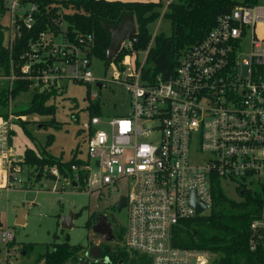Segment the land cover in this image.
Listing matches in <instances>:
<instances>
[{
  "label": "built area",
  "instance_id": "1",
  "mask_svg": "<svg viewBox=\"0 0 264 264\" xmlns=\"http://www.w3.org/2000/svg\"><path fill=\"white\" fill-rule=\"evenodd\" d=\"M35 9L33 4L21 7L18 0L8 4L6 47L11 49L21 26L31 28ZM65 28L29 41L17 65L21 75L12 69L0 76L9 90L16 79L31 81L39 92L68 79L102 87L91 71V36L71 43ZM122 46L131 49L130 40ZM148 48L142 63L133 51L118 64L109 63L115 81L122 79L130 93L129 112L110 119L87 114L79 125L87 154L81 164H71L73 180L66 179L89 193L117 191L120 183L128 188L122 197L128 214L124 246L150 264H210L211 253L174 247L172 234L183 220L210 210L211 187L218 182L234 188L264 186V0L238 4L219 16L168 79L142 77ZM6 98L7 117L0 116V188L10 190L21 182V168L12 159L14 115L11 95ZM73 121L79 122L78 116ZM50 175L62 176L56 167ZM192 196L204 205L198 214ZM249 228L264 247V212ZM9 235L4 233V239Z\"/></svg>",
  "mask_w": 264,
  "mask_h": 264
},
{
  "label": "trees",
  "instance_id": "2",
  "mask_svg": "<svg viewBox=\"0 0 264 264\" xmlns=\"http://www.w3.org/2000/svg\"><path fill=\"white\" fill-rule=\"evenodd\" d=\"M21 7L33 4L35 11L30 29L21 26L19 34L15 36L14 44L9 49L5 46L7 27L0 26V76H9L12 69L16 75H21L17 65L23 63L21 55L28 50L30 40H36L39 33L52 32L58 35L63 32L60 23L64 22L65 37L71 43L77 44L80 37L91 36L88 57H96L105 62V50L110 44V37L104 31L102 23L109 25L119 23L125 14L134 16L136 34L130 39L131 49L124 46L115 55L112 62L118 64L131 51L148 53L142 69V77L151 81L160 75L168 79L174 74L181 56L195 43L201 41L215 25L217 18L227 14L238 4L252 6L259 0H175L167 5L163 17L170 21L171 33L166 36L158 33L152 37L148 25L160 17L162 2H124L107 0H18ZM8 11L6 0H0V17ZM151 46L150 45V42ZM29 80L16 79L11 88H2L0 105L7 107L8 94L12 100L21 94H30L26 105H17L12 109L13 115L39 112L51 115L48 123L54 126L58 122L54 119L56 106L51 102L58 93L50 86L39 92L38 88H31ZM89 115H98L99 107L93 103L87 105ZM7 117V111L0 112V116ZM77 116V114H76ZM71 117H74L72 114ZM20 122V121H19ZM20 124H22L20 122ZM13 129L10 131V138ZM32 138V137H31ZM53 141L52 135L47 137L40 153L27 148L24 151L21 164L38 169L39 174L47 166H56L64 178L73 180L70 170L71 164H81L79 159L70 158L63 161L46 151ZM81 174V173H80ZM82 176V175H80ZM73 183V182H72ZM212 188V205L210 210L201 216L183 220L177 225L172 234V245L182 249L207 251L214 255L210 264H264V250L261 240L251 232L249 225L264 212V186L257 183L253 187L240 185L235 188L237 198H230L225 194L224 187L217 183ZM114 239L117 243L125 241L126 227L113 228ZM255 240V247L251 244ZM25 248L33 249L34 244ZM83 252V246L71 245L68 237L62 243H52L51 249L37 258L42 264H78V255ZM103 257H107L110 264H121L130 259L132 264H150L144 255L127 250L124 246L101 249Z\"/></svg>",
  "mask_w": 264,
  "mask_h": 264
},
{
  "label": "rangeland",
  "instance_id": "3",
  "mask_svg": "<svg viewBox=\"0 0 264 264\" xmlns=\"http://www.w3.org/2000/svg\"><path fill=\"white\" fill-rule=\"evenodd\" d=\"M11 1L14 0H6L7 5ZM159 1L162 2V8L158 9L160 17L148 25L152 37L158 33L166 36L171 33L170 21L163 17V13L167 10L168 3L175 0H158L157 2ZM234 1L241 3L243 0ZM10 20L9 12L6 11L0 17V26L9 27ZM60 28L64 29L65 24L62 23ZM6 33L7 42L10 36L9 32ZM151 43L152 41L150 46ZM145 53L146 51L136 53L138 63L143 62ZM91 71L94 78L102 79L103 85L100 89L94 83H77L69 79L63 80L56 88L60 94L51 102L56 106L53 117L58 122L57 126L48 123L52 118L51 115L39 112L13 117L10 147L13 163L21 168L17 176L21 182H17L10 190L0 188V264H42V261H37V258L47 249H51L52 243H62L65 237H68L71 245L83 246V252L78 255L79 259H82L85 252L89 253L94 246H98L100 251L104 246L110 248L124 246L123 243H117L115 240L106 242L103 235L95 234L91 230L97 215H110L116 201L127 196L128 188L124 184H118L117 191L103 190L101 193H89L81 187L73 186L62 176L59 178L51 176L50 170L56 166H45L39 174L35 167L30 168L20 163L25 149L30 148L40 153L50 135L53 141L45 149L51 155L61 156L63 161L70 158L74 160L85 158L87 144L82 132L79 131V125L86 119L88 114L86 107L92 102L98 105V115L102 119L127 115L131 97L123 80L116 82L110 66H106L96 57H91ZM7 81L5 78L0 79V92L3 87L9 86ZM92 94L95 96L90 101ZM29 98V93L21 94V97L11 101V109L17 108V105H26ZM6 105L8 106V103ZM7 110L6 106L0 105V112L4 113ZM72 114L75 117L78 116L79 122L73 121ZM224 191L228 197L237 198L234 187L226 185ZM18 209L26 211L23 215L25 220L23 225L15 224ZM70 212L74 214L73 226L66 229L61 226L62 218ZM116 222L118 227L127 228L128 214L123 212L116 214ZM4 233L10 234L9 238L4 239ZM31 243L34 244L33 249L25 248ZM214 257L213 255L211 260ZM100 258H103L102 254ZM121 264L132 263L128 259Z\"/></svg>",
  "mask_w": 264,
  "mask_h": 264
},
{
  "label": "water",
  "instance_id": "4",
  "mask_svg": "<svg viewBox=\"0 0 264 264\" xmlns=\"http://www.w3.org/2000/svg\"><path fill=\"white\" fill-rule=\"evenodd\" d=\"M102 27L110 37V44L108 48L105 50V62L107 65H109V63L112 62L115 55L120 51L123 42L130 40L136 34V24L133 15L125 14L119 23L112 25L102 23ZM98 88L99 89L101 88L99 84H98ZM72 185L76 186L74 182L72 183ZM123 203H124V198L122 197L116 202L115 206L118 211L121 210ZM192 203L196 208V214L204 210V205L198 203L194 198V196H192ZM25 213L26 211L23 209L17 210L16 219H15L16 225H23L25 223L23 216L25 215ZM73 217L74 214L72 212H70L66 217H63L61 226L66 229L72 228ZM91 230L95 234L106 236L107 241H112L114 239V235L112 233L110 223L107 221L105 215H101V214L97 215L95 224L92 225ZM89 255L90 257H88V254L86 253L84 259L78 260V264H91L92 262L97 261L101 256V251L99 247L98 246L92 247L91 250L89 251ZM99 260L101 264H110V261L107 257H103Z\"/></svg>",
  "mask_w": 264,
  "mask_h": 264
},
{
  "label": "flooded vegetation",
  "instance_id": "5",
  "mask_svg": "<svg viewBox=\"0 0 264 264\" xmlns=\"http://www.w3.org/2000/svg\"><path fill=\"white\" fill-rule=\"evenodd\" d=\"M122 205L123 206H122V208H121L120 211H118L117 208H116V206L114 205V207L112 208V213L110 215L105 214V216L107 218V221L110 223V226H111V229H112V233H113V228H115L117 226L116 225L117 224V222H116V214H120V213L123 212V213H125L127 215V206H126V201L125 200H124V203ZM104 239L106 240V242H109V241H107L106 236H104ZM113 240H115V239H113ZM86 253L88 254V257H90L89 253L88 252H85L83 254V256H82V259L85 258V254ZM99 259H101V258H99ZM98 260L95 261V262H92L91 264H101L100 260L99 261Z\"/></svg>",
  "mask_w": 264,
  "mask_h": 264
},
{
  "label": "crops",
  "instance_id": "6",
  "mask_svg": "<svg viewBox=\"0 0 264 264\" xmlns=\"http://www.w3.org/2000/svg\"><path fill=\"white\" fill-rule=\"evenodd\" d=\"M107 1H117V0H107ZM118 1H124V2H157L158 0H118Z\"/></svg>",
  "mask_w": 264,
  "mask_h": 264
}]
</instances>
